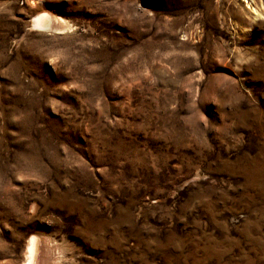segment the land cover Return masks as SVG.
<instances>
[{"label":"rangeland","instance_id":"374dc122","mask_svg":"<svg viewBox=\"0 0 264 264\" xmlns=\"http://www.w3.org/2000/svg\"><path fill=\"white\" fill-rule=\"evenodd\" d=\"M31 236V264H264V0H0V264Z\"/></svg>","mask_w":264,"mask_h":264},{"label":"bare ground","instance_id":"6f19581e","mask_svg":"<svg viewBox=\"0 0 264 264\" xmlns=\"http://www.w3.org/2000/svg\"><path fill=\"white\" fill-rule=\"evenodd\" d=\"M31 23L33 26L38 28H56L61 29L64 26V21L61 18L57 17H50L47 14H37L33 16L31 19ZM37 240L35 236L29 237L27 242L26 250H25V257L26 263L31 264L35 261L37 255Z\"/></svg>","mask_w":264,"mask_h":264}]
</instances>
